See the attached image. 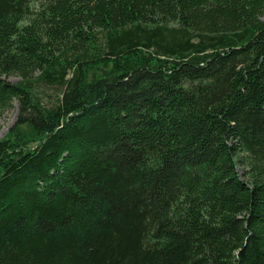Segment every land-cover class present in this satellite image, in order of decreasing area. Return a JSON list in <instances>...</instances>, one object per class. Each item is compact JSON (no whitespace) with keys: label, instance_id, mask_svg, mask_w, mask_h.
Here are the masks:
<instances>
[{"label":"trees","instance_id":"1","mask_svg":"<svg viewBox=\"0 0 264 264\" xmlns=\"http://www.w3.org/2000/svg\"><path fill=\"white\" fill-rule=\"evenodd\" d=\"M13 104L0 264H264V0H0Z\"/></svg>","mask_w":264,"mask_h":264},{"label":"rangeland","instance_id":"2","mask_svg":"<svg viewBox=\"0 0 264 264\" xmlns=\"http://www.w3.org/2000/svg\"><path fill=\"white\" fill-rule=\"evenodd\" d=\"M37 4L38 3H34L35 6H37ZM8 80L14 83L18 81V78L13 76L10 77ZM40 93H41L40 95L45 96V98L46 96H49L50 98H52V100H54V97L52 96L51 92L41 90ZM15 117H16V104H13V107L11 109L6 111L4 114L0 115V140L6 135L8 129L13 125Z\"/></svg>","mask_w":264,"mask_h":264}]
</instances>
